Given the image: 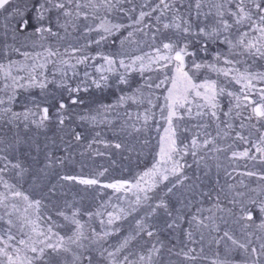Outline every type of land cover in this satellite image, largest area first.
Instances as JSON below:
<instances>
[{
  "label": "snow or ice",
  "instance_id": "1",
  "mask_svg": "<svg viewBox=\"0 0 264 264\" xmlns=\"http://www.w3.org/2000/svg\"><path fill=\"white\" fill-rule=\"evenodd\" d=\"M0 264H264V0H0Z\"/></svg>",
  "mask_w": 264,
  "mask_h": 264
}]
</instances>
